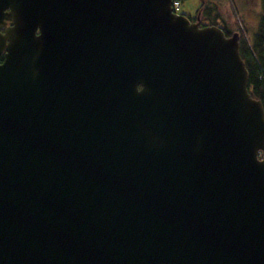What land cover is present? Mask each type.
<instances>
[{"label": "water", "instance_id": "95a60500", "mask_svg": "<svg viewBox=\"0 0 264 264\" xmlns=\"http://www.w3.org/2000/svg\"><path fill=\"white\" fill-rule=\"evenodd\" d=\"M172 2L0 0V264H264L240 37Z\"/></svg>", "mask_w": 264, "mask_h": 264}, {"label": "rangeland", "instance_id": "374dc122", "mask_svg": "<svg viewBox=\"0 0 264 264\" xmlns=\"http://www.w3.org/2000/svg\"><path fill=\"white\" fill-rule=\"evenodd\" d=\"M205 4L216 6L221 19L219 27L230 35L237 33L243 36L248 43L258 25L264 21V7L259 0H202ZM200 0H188L181 4L178 14L194 19L200 15L201 24L204 26ZM196 21V20H195ZM194 21V22H195Z\"/></svg>", "mask_w": 264, "mask_h": 264}, {"label": "trees", "instance_id": "16d2710c", "mask_svg": "<svg viewBox=\"0 0 264 264\" xmlns=\"http://www.w3.org/2000/svg\"><path fill=\"white\" fill-rule=\"evenodd\" d=\"M183 3L188 0H174ZM264 7V0H259ZM202 11L204 23L209 26H219L221 19L216 6L205 4L200 0V8ZM225 35L230 33L225 30ZM251 43L240 36L239 54L245 64L248 73V91L250 96L259 101L264 109V21L258 25L254 34L250 37ZM264 157V153L261 154Z\"/></svg>", "mask_w": 264, "mask_h": 264}, {"label": "built area", "instance_id": "2783aa9c", "mask_svg": "<svg viewBox=\"0 0 264 264\" xmlns=\"http://www.w3.org/2000/svg\"><path fill=\"white\" fill-rule=\"evenodd\" d=\"M174 6H175V8L177 9V8H178V3H175V5H174Z\"/></svg>", "mask_w": 264, "mask_h": 264}, {"label": "flooded vegetation", "instance_id": "af4514ba", "mask_svg": "<svg viewBox=\"0 0 264 264\" xmlns=\"http://www.w3.org/2000/svg\"><path fill=\"white\" fill-rule=\"evenodd\" d=\"M195 20L191 19V22H194Z\"/></svg>", "mask_w": 264, "mask_h": 264}]
</instances>
